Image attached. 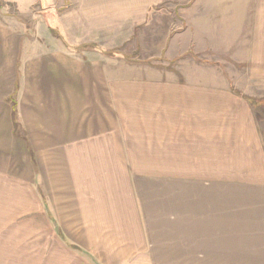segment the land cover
<instances>
[{
	"label": "crops",
	"instance_id": "obj_1",
	"mask_svg": "<svg viewBox=\"0 0 264 264\" xmlns=\"http://www.w3.org/2000/svg\"><path fill=\"white\" fill-rule=\"evenodd\" d=\"M78 1L86 55L159 0ZM217 4L226 48L264 82V0ZM22 36L0 19V215H35L39 264H264L261 101L224 81L110 78L59 46L24 60Z\"/></svg>",
	"mask_w": 264,
	"mask_h": 264
},
{
	"label": "rangeland",
	"instance_id": "obj_2",
	"mask_svg": "<svg viewBox=\"0 0 264 264\" xmlns=\"http://www.w3.org/2000/svg\"><path fill=\"white\" fill-rule=\"evenodd\" d=\"M73 1L0 0V19L23 35L24 60L59 46L79 59H99L107 66L110 78L224 81L250 97L254 105L261 101L256 105L258 111L264 106V82L250 77L248 65L237 61L241 54L233 57L235 49L226 48L234 24L223 18L228 14L220 13L223 8L217 2L223 0H159L144 22L126 18L119 33L104 32L101 35L106 38H91L94 47L86 55L74 44L79 41L76 36L86 30L81 25L82 32L75 31L76 22L84 16ZM186 3L188 6H183ZM209 18V22H217L212 27ZM20 210L9 207L8 213L0 215V264H39L36 240L30 236L34 233L26 231L28 225H35L36 217L22 216Z\"/></svg>",
	"mask_w": 264,
	"mask_h": 264
}]
</instances>
